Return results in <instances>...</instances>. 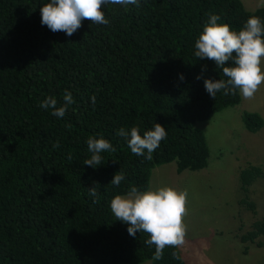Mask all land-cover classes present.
Masks as SVG:
<instances>
[{"label": "trees", "instance_id": "16d2710c", "mask_svg": "<svg viewBox=\"0 0 264 264\" xmlns=\"http://www.w3.org/2000/svg\"><path fill=\"white\" fill-rule=\"evenodd\" d=\"M49 2L0 0V264H188L178 247L166 246L163 258L153 260L155 246L144 243L149 235H129L110 203L132 186L148 190L153 169L162 164L175 161L179 173L208 166L210 147L197 122L242 96L239 90L217 92L215 99L208 94L206 79L227 78L214 61L195 56V42L211 14L239 31L252 16L264 19V6L140 0V7L125 10L105 4L108 25L85 19L68 36L41 24L40 8ZM65 90L74 103L63 118L40 107L50 96L63 106ZM242 119L251 132L264 125L258 112L244 111ZM156 123L168 135L151 160L133 154L117 135L122 127H138L143 135ZM89 137L115 148L102 153L95 168L83 163L91 156ZM121 170L125 179L111 185ZM239 178L241 202L255 211L249 187L264 178V167L249 164ZM95 186L98 203L89 195ZM262 236L264 218L240 236L244 251Z\"/></svg>", "mask_w": 264, "mask_h": 264}, {"label": "clouds", "instance_id": "9594fccd", "mask_svg": "<svg viewBox=\"0 0 264 264\" xmlns=\"http://www.w3.org/2000/svg\"><path fill=\"white\" fill-rule=\"evenodd\" d=\"M105 4L121 5L128 10L129 5L140 7V0H50L40 8L41 24L53 32L63 31L68 36L80 29L85 19L92 24L108 25L110 20L102 11ZM220 20L219 15L211 14L195 42V56L201 60L214 61L217 68L222 70L223 77L227 78L216 81L206 79L205 89L214 99L217 92L223 91L227 96L236 95L237 90L244 99H252L264 85V74L261 72L264 66V19L252 16L239 31L232 30V26L227 23H219ZM229 62L233 66H226ZM180 78L184 79L182 75ZM91 99L94 104L95 96ZM63 101V106L57 107V100L50 96L42 101L40 107L51 108L52 115L63 118L68 106L74 103L70 91L65 90ZM117 135L127 140L133 154L151 160L161 142L167 139L168 133L164 126L156 123L152 130L145 131L143 135L138 127H132L130 132L122 127ZM87 144L91 156L83 163L94 168L102 164V153L115 151L112 144L102 137H89ZM54 147L58 148L59 142ZM124 179L125 174L121 170L114 175L110 184L119 187ZM89 195L94 198L93 203L99 202L96 186L89 189ZM187 196V190L173 187L140 190L132 186L126 194L115 195L110 208L116 220L129 225V235L134 237L137 231L149 235L150 238L144 243L155 246L152 259L160 260L166 246L182 247L185 244ZM172 256L181 259L176 252Z\"/></svg>", "mask_w": 264, "mask_h": 264}, {"label": "rangeland", "instance_id": "374dc122", "mask_svg": "<svg viewBox=\"0 0 264 264\" xmlns=\"http://www.w3.org/2000/svg\"><path fill=\"white\" fill-rule=\"evenodd\" d=\"M242 1L249 10L264 6V0ZM261 72L264 74V66ZM244 111L258 112L264 118V85L252 99L242 97L239 104L197 122L210 147L207 167L179 173L172 161L153 169L148 190L173 187L188 192L186 239L178 247L188 264H264V237L250 242L246 252L240 238L255 220L264 218V178L249 187L248 195L256 210L241 202L245 197L239 178L241 169L249 164L264 167V125L257 132L247 130L242 119Z\"/></svg>", "mask_w": 264, "mask_h": 264}]
</instances>
